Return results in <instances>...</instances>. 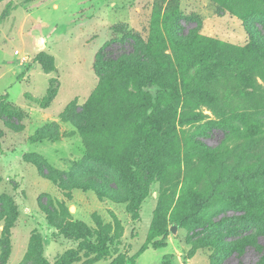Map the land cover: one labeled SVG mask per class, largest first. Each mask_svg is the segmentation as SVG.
<instances>
[{
    "label": "rangeland",
    "instance_id": "rangeland-1",
    "mask_svg": "<svg viewBox=\"0 0 264 264\" xmlns=\"http://www.w3.org/2000/svg\"><path fill=\"white\" fill-rule=\"evenodd\" d=\"M158 1L162 8L168 2L0 0V130L3 133L0 195H10L19 210L18 220L11 229L12 255L8 264L25 263L34 230L43 238L42 257L51 264L69 250L71 254L64 261L75 259L70 264H264V220H251L243 203L232 205L222 192L216 191L207 169L209 164L202 155H186L187 148L192 149L190 136L197 135L206 122L218 119L217 112L206 105L198 109L205 118L179 123L177 163L169 168L166 177L152 185L151 194L143 201H137L134 190L124 183L117 170L100 163L97 167L107 181L98 175L102 183L99 186L120 192L128 201L115 203L84 189H73L72 197L68 198L69 191L43 178L37 167L27 161L30 156L26 153H39L57 169L67 170L70 160L82 158L80 136L71 135L74 127L62 122L60 117L74 99L83 105L97 86L99 77L94 63L107 42L114 41L107 48L111 60L138 53L144 56L143 45H137L136 51L131 37L148 39L150 20ZM179 9L178 18L170 23L172 32L182 38L198 32L237 45H245L252 38L264 43V15L255 14L242 21L213 0H180ZM109 68L112 65L106 64L105 69ZM239 72L237 68L217 72L211 87L219 108L264 115V82L255 78V85L245 83L238 79ZM5 104H9L7 110L12 112L16 108L22 113V130L7 125V121L14 125L17 119L6 117ZM51 122L59 124L62 140L32 142L36 131ZM259 128L264 137V125ZM49 130L55 132L56 128L51 125ZM223 136V131L214 130L209 137L201 139L216 146ZM250 145L231 146L219 155V165L232 162L238 153L251 154ZM189 188L199 192L202 198L209 196L205 199L210 204L197 214L202 218L201 223L186 217L192 210L189 206L179 205ZM43 194L63 202L69 212L68 226L62 227L64 233L73 237L90 234V240L67 239L50 226L39 205ZM156 207L157 224L166 227L167 232L155 237L138 255L148 238ZM177 216L182 220H176ZM208 220L211 225L205 227ZM98 222L102 224L100 232ZM7 224V221L2 224L1 235ZM174 225L176 232L171 230ZM250 235L256 237V243L250 241ZM104 236L108 237V248L97 252L91 244Z\"/></svg>",
    "mask_w": 264,
    "mask_h": 264
},
{
    "label": "trees",
    "instance_id": "trees-1",
    "mask_svg": "<svg viewBox=\"0 0 264 264\" xmlns=\"http://www.w3.org/2000/svg\"><path fill=\"white\" fill-rule=\"evenodd\" d=\"M213 1L242 21L255 14L264 15V0ZM179 2L168 0L165 8L159 6V1L156 2L148 39L144 41L131 37L136 51L137 45H143L144 56L138 53L111 60L107 48L114 41L107 42L99 50L94 63L99 77L97 86L83 105L79 104L77 98L74 99L60 117L62 122L74 127L71 135L80 136L82 158L70 160L67 170L57 169L39 153H26L30 156L27 161L37 167L43 178L69 191L68 198L72 197L70 191L73 189H84L95 191L100 198L115 203L128 201L120 192L99 186L98 175L107 181L106 175L97 167V163H100L117 170L124 183L134 190L137 201H143L151 194L152 185L166 177L169 168L177 163L179 123L205 118L198 109L200 105H206L217 112L218 119L206 122L197 135L190 136L192 149L187 148L186 155H202L209 164L207 169L211 172L216 191L222 192L232 205L243 203L245 214L251 220H264V137L259 128L264 125V115L220 109L211 87V83L217 79V72L223 69H239L237 77L245 83L254 84L255 78L264 82V43L252 38L245 45H237L198 32L189 38H182L172 32L173 25L170 23H174L180 14ZM106 64L112 65V68L105 69ZM55 96L56 93L53 99ZM7 108L9 104L3 105L6 117L17 119L15 126L10 121H7V125L16 131L22 130L20 121L23 115L20 110L12 108L11 112ZM51 125L55 126V132L49 130ZM59 128L57 122L47 123L36 131L32 142L60 140ZM214 130L223 131L224 136L218 145L211 146L201 137H209ZM2 134L0 130V137ZM1 144L0 140V150ZM240 144H251L252 153L247 156L238 153L232 162L219 165V155L230 150L231 146L236 148ZM171 174L174 175V172ZM206 197L202 198L199 192L189 188L179 203L192 209L187 218L202 222L197 214L210 204ZM39 205L49 225L55 227L59 234L76 241L90 240V234L73 237L62 231L67 228L69 219L63 202L52 199L50 194H43L39 198ZM18 217L19 210L13 198L0 195V229L4 222H8L2 230L4 233H0V264L9 263L12 255L11 229ZM157 217L158 207L154 210L148 238L138 255L148 248L155 237L167 232L166 227L158 226ZM179 219L182 220V217L177 216L176 220ZM209 225L211 220L205 227ZM97 228L100 232L101 222L97 223ZM248 237L256 243V237ZM107 241V236L99 237L98 242H91V245L97 252H105ZM42 250L43 238L34 230L24 264H51L42 257ZM70 254L69 250L55 264L74 262L75 259L64 261Z\"/></svg>",
    "mask_w": 264,
    "mask_h": 264
},
{
    "label": "water",
    "instance_id": "water-1",
    "mask_svg": "<svg viewBox=\"0 0 264 264\" xmlns=\"http://www.w3.org/2000/svg\"><path fill=\"white\" fill-rule=\"evenodd\" d=\"M171 230H172V232H176L177 231V226L176 225L172 226Z\"/></svg>",
    "mask_w": 264,
    "mask_h": 264
},
{
    "label": "crops",
    "instance_id": "crops-1",
    "mask_svg": "<svg viewBox=\"0 0 264 264\" xmlns=\"http://www.w3.org/2000/svg\"><path fill=\"white\" fill-rule=\"evenodd\" d=\"M65 123H67V122H65ZM73 129H74V128H73ZM73 129H72V127H71V131H72ZM76 135H77V134H75V136H76ZM75 136H74V137H75ZM60 140H62V139H60ZM45 141H46V140H45ZM58 141H59V140H58ZM39 142H43V141H39ZM49 142L54 143V142H57V141H49Z\"/></svg>",
    "mask_w": 264,
    "mask_h": 264
}]
</instances>
